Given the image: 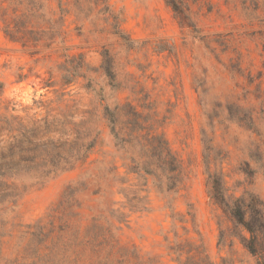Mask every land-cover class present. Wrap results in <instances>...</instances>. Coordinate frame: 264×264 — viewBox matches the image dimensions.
Masks as SVG:
<instances>
[{"label":"rangeland","instance_id":"obj_1","mask_svg":"<svg viewBox=\"0 0 264 264\" xmlns=\"http://www.w3.org/2000/svg\"><path fill=\"white\" fill-rule=\"evenodd\" d=\"M264 0H0V264H264Z\"/></svg>","mask_w":264,"mask_h":264},{"label":"trees","instance_id":"obj_2","mask_svg":"<svg viewBox=\"0 0 264 264\" xmlns=\"http://www.w3.org/2000/svg\"><path fill=\"white\" fill-rule=\"evenodd\" d=\"M211 197L217 207L226 215H229L237 227L249 234V238L241 236L244 247L253 256L257 255V247L260 236L264 234V212L258 200L252 197L246 202L244 198L233 201L226 198L222 176L208 175Z\"/></svg>","mask_w":264,"mask_h":264}]
</instances>
